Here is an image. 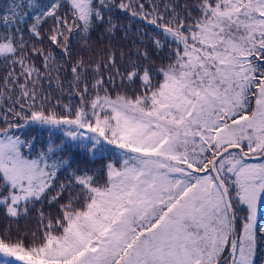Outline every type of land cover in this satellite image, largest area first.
Instances as JSON below:
<instances>
[{
  "label": "snow or ice",
  "instance_id": "1",
  "mask_svg": "<svg viewBox=\"0 0 264 264\" xmlns=\"http://www.w3.org/2000/svg\"><path fill=\"white\" fill-rule=\"evenodd\" d=\"M0 264H264V0H0Z\"/></svg>",
  "mask_w": 264,
  "mask_h": 264
},
{
  "label": "trees",
  "instance_id": "2",
  "mask_svg": "<svg viewBox=\"0 0 264 264\" xmlns=\"http://www.w3.org/2000/svg\"><path fill=\"white\" fill-rule=\"evenodd\" d=\"M39 136H40L41 138H46V137H47V133H46V132H40V133H39Z\"/></svg>",
  "mask_w": 264,
  "mask_h": 264
}]
</instances>
